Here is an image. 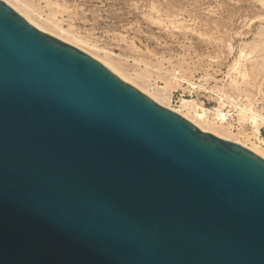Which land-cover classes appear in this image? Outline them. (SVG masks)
I'll return each instance as SVG.
<instances>
[{
  "label": "water",
  "instance_id": "obj_1",
  "mask_svg": "<svg viewBox=\"0 0 264 264\" xmlns=\"http://www.w3.org/2000/svg\"><path fill=\"white\" fill-rule=\"evenodd\" d=\"M0 264H264V158L0 0Z\"/></svg>",
  "mask_w": 264,
  "mask_h": 264
},
{
  "label": "rangeland",
  "instance_id": "obj_2",
  "mask_svg": "<svg viewBox=\"0 0 264 264\" xmlns=\"http://www.w3.org/2000/svg\"><path fill=\"white\" fill-rule=\"evenodd\" d=\"M6 1L40 30L104 60L199 128L261 144L264 0ZM214 105L210 116L205 107ZM221 106L238 123L248 120L250 130L217 120ZM249 112L258 114L256 123Z\"/></svg>",
  "mask_w": 264,
  "mask_h": 264
},
{
  "label": "built area",
  "instance_id": "obj_3",
  "mask_svg": "<svg viewBox=\"0 0 264 264\" xmlns=\"http://www.w3.org/2000/svg\"><path fill=\"white\" fill-rule=\"evenodd\" d=\"M209 107V106H208ZM208 107H205V109L206 110H208V114L210 115V116H212L213 115V111L215 110V107H216V105H214V106H210L209 108ZM222 107V106H221ZM222 113L219 115V118L217 119V120H225V121H229V124H231L232 125V127L233 128H236L237 126L240 128V129H243V130H245V131H249L250 130V128H251V124H250V122H248V120L247 121H244V122H241V123H238L237 121H236V119H234L232 116H231V114H230V111L229 110H227V109H225V108H223L222 107V111H221ZM207 113V112H206ZM212 114V115H211ZM257 120H259V122L257 123V134H258V136H259V142L261 143V144H263L264 145V118L262 117V116H259L258 118H257ZM249 126V128H246L245 126ZM259 132H261V133H259Z\"/></svg>",
  "mask_w": 264,
  "mask_h": 264
},
{
  "label": "bare ground",
  "instance_id": "obj_4",
  "mask_svg": "<svg viewBox=\"0 0 264 264\" xmlns=\"http://www.w3.org/2000/svg\"><path fill=\"white\" fill-rule=\"evenodd\" d=\"M6 1V0H5ZM9 5H11L12 7H14L10 2H8V1H6ZM15 8V7H14ZM16 9V8H15ZM28 19V18H27ZM32 24H34V25H37V23L34 21L33 22V20H30V19H28ZM36 23V24H35ZM39 27V26H38ZM59 37V36H58ZM59 38H61V37H59ZM61 39H63V38H61ZM64 40V39H63ZM104 59V58H103ZM100 61H102L104 64H106L107 66H109V68L111 69V70H113L115 73H117L122 79H124V80H128L127 79V77L123 74V73H121L120 71H118L116 68H114V67H112V66H110L107 62H105L104 60H102V59H99ZM177 79V78H176ZM180 79V78H179ZM182 80V79H181ZM128 82H130V81H128ZM151 97H153L154 99H157V97L156 96H154V95H151ZM243 109V108H242ZM241 109V110H242ZM243 110H245V109H243ZM247 111V110H246ZM177 112H179V110L177 111ZM249 114L251 115V120L253 121V123L255 122L256 123V119H255V117H257V113H254V112H249ZM183 116H186V114H182ZM187 117V116H186ZM219 117V116H218ZM193 121V120H192ZM197 126V125H196ZM201 127V126H200ZM200 129H202V128H200ZM203 130V129H202ZM228 139H231V140H234V141H236V142H238V143H240V144H242V145H244V146H246V147H248L249 149H251L252 151H254V152H256L257 154H259L260 156H262L263 158H264V146L262 145V144H259V143H254L253 145H249L248 143H244V142H242V140H239V139H232V138H228Z\"/></svg>",
  "mask_w": 264,
  "mask_h": 264
}]
</instances>
